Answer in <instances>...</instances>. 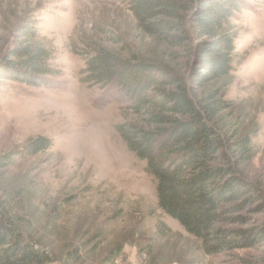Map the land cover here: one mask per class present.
I'll return each instance as SVG.
<instances>
[{
	"label": "rangeland",
	"instance_id": "rangeland-1",
	"mask_svg": "<svg viewBox=\"0 0 264 264\" xmlns=\"http://www.w3.org/2000/svg\"><path fill=\"white\" fill-rule=\"evenodd\" d=\"M129 2L0 0V67H14L9 55L19 24L32 16L53 70L42 85L0 72V156L39 137L53 142L0 169L3 213L17 214L51 264H264V207L246 206L229 215L241 221L224 225L261 232L251 245L206 255L159 208L154 177L118 131L128 123L142 126V116L129 109L118 85L87 80L88 58L103 50L182 73L191 66L197 36L190 34L193 44L170 47L144 33ZM227 30L236 36V51L234 70L221 83L232 106L226 123L252 136L248 177L264 187V0H243Z\"/></svg>",
	"mask_w": 264,
	"mask_h": 264
},
{
	"label": "trees",
	"instance_id": "trees-1",
	"mask_svg": "<svg viewBox=\"0 0 264 264\" xmlns=\"http://www.w3.org/2000/svg\"><path fill=\"white\" fill-rule=\"evenodd\" d=\"M242 4L243 0H130L129 9L146 35L173 48L193 44L190 34L197 36L191 66L183 73L106 50L86 63L89 82L118 85L130 100L129 109L142 116V126L128 123L118 131L154 177L159 208L200 241L206 255L246 248L261 235L256 229L224 226L241 221L243 217L229 215L246 206L264 207V187L248 177L254 159L252 136L226 123L232 106L221 86L234 70L236 36L227 28ZM37 31L32 16L20 22L17 44L9 55L17 62L12 68L0 67L7 78L42 85L53 73L51 56ZM52 146L48 138L33 139L23 150L0 156V169ZM5 206L0 201V264L53 263L22 229L17 214L3 213Z\"/></svg>",
	"mask_w": 264,
	"mask_h": 264
}]
</instances>
